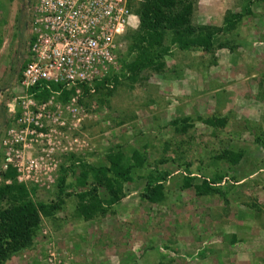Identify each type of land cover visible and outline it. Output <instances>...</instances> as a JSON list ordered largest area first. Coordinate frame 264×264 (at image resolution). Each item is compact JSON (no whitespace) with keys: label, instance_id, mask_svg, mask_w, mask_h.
<instances>
[{"label":"rangeland","instance_id":"1","mask_svg":"<svg viewBox=\"0 0 264 264\" xmlns=\"http://www.w3.org/2000/svg\"><path fill=\"white\" fill-rule=\"evenodd\" d=\"M191 3L193 26L221 27L226 15L247 5L249 12L212 51L170 46L161 67L132 82L120 75L73 101L31 93L25 105L20 71L8 92L9 76L0 74V173L15 167L45 203L57 202L59 174L70 185L40 216L30 243L2 264H264V0ZM114 146L138 150L144 165L131 169L115 205L83 219L79 165L106 164ZM155 171L166 177L162 198L151 201L143 185ZM185 176L192 186H182ZM203 179L215 190L198 193Z\"/></svg>","mask_w":264,"mask_h":264},{"label":"trees","instance_id":"2","mask_svg":"<svg viewBox=\"0 0 264 264\" xmlns=\"http://www.w3.org/2000/svg\"><path fill=\"white\" fill-rule=\"evenodd\" d=\"M31 4L32 1L28 0L29 12ZM132 7L136 18V29L128 30L125 34L127 48L120 58L124 72L120 69L118 73H112L95 81L94 91H101L104 87L110 88L111 85H115L120 75L132 82L141 70L148 67H161L162 57L168 52L170 46L179 50L195 48L206 52L212 51L216 46L224 44L218 42L219 34L232 29L241 16L249 12L248 5L244 6L241 12L226 15L223 26L214 27L193 26L190 23L191 0H136ZM166 37L169 40L165 45ZM22 61H18L14 67L11 66L12 70L20 71L23 66ZM48 87L35 84L29 92L33 93L34 99L39 101L44 100L52 91H58L62 101L70 94L54 82H48ZM83 92L87 93V91ZM4 106L5 103L1 102L0 126L4 120ZM238 156L237 154L229 158L236 160ZM106 161V164L97 166L79 165L75 185L82 189L77 192L76 212L83 219L90 218L96 212H103L115 205L123 196V184L132 180L131 169L142 168L144 165V157L138 150L133 148L126 153L119 146L110 148L106 154ZM70 170L71 174H74L72 168ZM0 176V264H2L11 253L30 243L40 216L47 215L50 210L58 206L65 186L70 185L64 183V175L59 174L57 202L45 203L32 198L33 190L17 179L15 167L7 165ZM165 177V172H148L143 191L149 200L158 201L162 198ZM88 180L92 184L85 188ZM209 183L203 179L201 184L194 185V188L198 193L214 191L215 189ZM182 186L185 188L192 186L188 176L183 177ZM98 187L105 191V198L101 199L98 196Z\"/></svg>","mask_w":264,"mask_h":264},{"label":"built area","instance_id":"3","mask_svg":"<svg viewBox=\"0 0 264 264\" xmlns=\"http://www.w3.org/2000/svg\"><path fill=\"white\" fill-rule=\"evenodd\" d=\"M130 1L34 0L20 70L25 105L34 102L29 89L35 84L57 83L73 101L83 91L94 92L95 81L118 73L125 34L136 24Z\"/></svg>","mask_w":264,"mask_h":264},{"label":"crops","instance_id":"4","mask_svg":"<svg viewBox=\"0 0 264 264\" xmlns=\"http://www.w3.org/2000/svg\"><path fill=\"white\" fill-rule=\"evenodd\" d=\"M27 4L28 0H0V62L3 65L0 74L9 76L4 81L7 92L9 86L13 88L15 76L19 72L12 70L11 66H16L20 60H23L22 65L24 62V40L29 14ZM1 102L4 99H0Z\"/></svg>","mask_w":264,"mask_h":264}]
</instances>
